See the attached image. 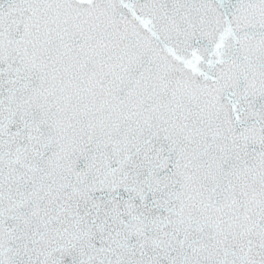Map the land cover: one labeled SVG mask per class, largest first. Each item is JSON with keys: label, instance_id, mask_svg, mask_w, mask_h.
<instances>
[{"label": "snow or ice", "instance_id": "6c2138e0", "mask_svg": "<svg viewBox=\"0 0 264 264\" xmlns=\"http://www.w3.org/2000/svg\"><path fill=\"white\" fill-rule=\"evenodd\" d=\"M0 264H264V0H0Z\"/></svg>", "mask_w": 264, "mask_h": 264}]
</instances>
